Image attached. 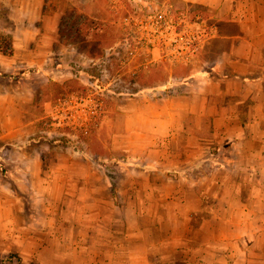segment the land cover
Returning a JSON list of instances; mask_svg holds the SVG:
<instances>
[{
    "label": "rangeland",
    "instance_id": "obj_1",
    "mask_svg": "<svg viewBox=\"0 0 264 264\" xmlns=\"http://www.w3.org/2000/svg\"><path fill=\"white\" fill-rule=\"evenodd\" d=\"M45 3L44 12H61L56 34L46 28L49 34H36L28 23L16 30L0 0V264L115 263L114 255L98 248L108 245L105 238L86 240V254L75 250L85 241L77 233L78 208L64 202L90 198L95 188L101 224L120 214L122 208L104 202L118 198L111 188L123 190L137 167L156 168L166 154L159 148L173 145L172 135L152 137L147 125L133 133L140 127L141 98L184 91L213 70L227 46L222 36L240 33L238 2ZM246 3L251 11L253 0ZM29 35L35 40L27 45ZM94 182L100 188L91 187Z\"/></svg>",
    "mask_w": 264,
    "mask_h": 264
},
{
    "label": "crops",
    "instance_id": "obj_2",
    "mask_svg": "<svg viewBox=\"0 0 264 264\" xmlns=\"http://www.w3.org/2000/svg\"><path fill=\"white\" fill-rule=\"evenodd\" d=\"M1 1L16 30L28 23L36 34L44 35V28L57 33L61 12H44L45 0ZM25 2L29 9L19 17ZM237 2L239 18L233 20L240 33L222 36L227 46L213 70L184 91L141 98L140 129L133 133L147 125L152 137L172 135L173 145L159 148L166 154L156 168L137 167L123 190L111 188L118 198L104 202L122 208L120 214L101 224L95 188L90 198L65 200L78 208L77 233L85 240L76 251L86 254L89 239L110 240L98 248L116 262L98 264H118V258L123 264H264V0H253L251 11L248 0ZM31 37H25L27 45ZM150 174L160 178L150 180ZM67 234L72 237L69 228Z\"/></svg>",
    "mask_w": 264,
    "mask_h": 264
},
{
    "label": "trees",
    "instance_id": "obj_3",
    "mask_svg": "<svg viewBox=\"0 0 264 264\" xmlns=\"http://www.w3.org/2000/svg\"><path fill=\"white\" fill-rule=\"evenodd\" d=\"M192 76H194V75H190L187 78L192 77ZM214 163H216V165H220L219 162H218V160H214Z\"/></svg>",
    "mask_w": 264,
    "mask_h": 264
}]
</instances>
